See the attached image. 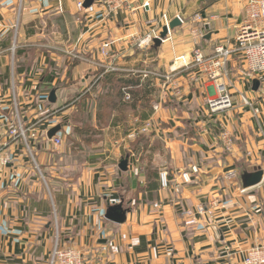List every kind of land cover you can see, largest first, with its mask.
Listing matches in <instances>:
<instances>
[{
  "label": "crops",
  "instance_id": "obj_1",
  "mask_svg": "<svg viewBox=\"0 0 264 264\" xmlns=\"http://www.w3.org/2000/svg\"><path fill=\"white\" fill-rule=\"evenodd\" d=\"M78 2L85 0H0V127L14 121L12 56L20 124L30 136L9 144L0 171V264H47L56 235L91 264H242L245 252L264 247V180L241 191L226 175L239 165L264 171V116H250L238 95L255 94L252 82L260 80L247 77L236 56L226 77L212 80L193 66L178 70L177 59L233 46L245 0H101L91 15L79 12ZM110 4L119 8L109 13ZM162 14L169 22L179 17L181 26L158 49H138L136 39L159 29ZM196 15L211 25L202 39L190 34L200 27ZM106 43L114 61L100 56ZM110 65L117 68L112 75L105 72ZM52 73V83L44 82ZM219 84L233 108L210 116L207 102ZM52 90L56 102L46 106L54 112H32ZM66 102L70 107L59 115ZM75 105L86 117L70 116ZM148 121L155 131L135 134ZM60 123L56 146L46 132ZM223 127L235 136L231 153L218 138ZM162 172L167 189L160 186ZM118 204L127 210L123 224L104 218ZM198 206L210 214H198ZM190 219L195 224L186 225Z\"/></svg>",
  "mask_w": 264,
  "mask_h": 264
},
{
  "label": "built area",
  "instance_id": "obj_2",
  "mask_svg": "<svg viewBox=\"0 0 264 264\" xmlns=\"http://www.w3.org/2000/svg\"><path fill=\"white\" fill-rule=\"evenodd\" d=\"M22 0H20L21 2ZM101 0H97L87 8L84 7L83 2L77 3V10L85 15H91L96 13L97 4ZM143 7H148V3H145ZM119 5H111L108 10L112 13L117 10ZM179 18V17H178ZM180 20V18H179ZM194 22L199 23L200 27L192 28L190 34L195 38L202 39L211 29V25L208 21L202 20L199 15L194 16ZM181 22V20H180ZM169 19L168 16L162 14L160 19V28L156 31L152 30L145 34L142 38H138L135 41V45L138 49L146 50L149 49L153 40L158 37L161 28L163 26H168ZM233 46L216 45L211 54H203L200 49H195L192 54L191 61H186L183 57H179L177 61H180L178 65V70L187 71L191 66L197 68L198 72L202 75H207L208 78L215 79L221 76L227 75L226 65L227 63L236 56L239 60L240 66L245 70V74L249 78L262 77L264 76V0H245L243 7V18L238 24L235 36L233 38ZM110 43L102 45L100 54L106 56V59L114 61L116 59L114 54L109 51ZM14 49H12L13 53ZM74 57H78L75 55ZM117 71V68L110 65L105 70L106 73H111ZM151 75L149 72H143V77ZM157 76V75H156ZM102 77V76H101ZM260 83L261 79L259 78ZM218 91V96L207 102V110L210 116H220L224 113L232 110L233 108V97L228 94L224 84H219L216 86ZM125 99L129 100V94L125 93ZM240 100L242 104L248 109H251L254 115L262 113V107H254V102H250L245 98V96L240 95ZM223 130V128L221 129ZM155 131V124L152 121H148L140 129V134L151 133ZM23 130L19 116H15V120L9 123L5 128L0 127V171L8 165V159L6 157V149L12 142L16 140H22L26 143V134ZM221 147L223 152L231 153L235 146V136L232 132L228 130H223L220 135ZM56 146L61 145L60 139H53ZM29 150V148L27 147ZM192 171H196L193 167ZM230 178H236V173H230ZM181 179L184 183L190 182V174L182 173ZM160 186L167 189L169 186L168 174L162 172L159 174ZM155 210H160L161 206L159 204L153 205ZM198 214H203V212L210 214V211L204 206H198L196 208ZM182 215L189 218L191 212L184 210ZM195 221L190 219L186 222V225H193ZM47 264H91L89 261L85 260L80 252H77L66 245H61L58 239L54 242L50 257ZM242 264H264V247H253L249 249L243 255Z\"/></svg>",
  "mask_w": 264,
  "mask_h": 264
},
{
  "label": "water",
  "instance_id": "obj_3",
  "mask_svg": "<svg viewBox=\"0 0 264 264\" xmlns=\"http://www.w3.org/2000/svg\"><path fill=\"white\" fill-rule=\"evenodd\" d=\"M93 3V0H85L84 7L87 8ZM181 26V22L178 17L174 18L168 23V26H163L158 37L153 40L152 48L158 49L162 42L167 38L168 34ZM208 38V36H207ZM260 86L258 80L252 82V91L256 92ZM48 102L54 104L56 102L55 90H52L48 97ZM62 124H57L46 132V138L52 141L57 133L62 129ZM118 169L122 172L128 169V158H124L120 161ZM236 180L238 182L241 191H246L248 189L254 188L260 185L264 180V171L261 168H247L244 166H237L236 168ZM127 210L123 209L121 204L109 206L106 209L104 218L115 224H123L126 221Z\"/></svg>",
  "mask_w": 264,
  "mask_h": 264
},
{
  "label": "rangeland",
  "instance_id": "obj_4",
  "mask_svg": "<svg viewBox=\"0 0 264 264\" xmlns=\"http://www.w3.org/2000/svg\"><path fill=\"white\" fill-rule=\"evenodd\" d=\"M76 6H77V4H76ZM77 8V7H76ZM17 10H18V8H17ZM16 17H17V15H16ZM13 31L15 32L16 31V24L13 26ZM80 41V40H79ZM77 44H79V42H77ZM73 54V53H72ZM100 56L103 58V59H105L106 60V56H104L103 54H100ZM9 58V57H8ZM9 65H10V68H9V72H8V84H9V86H10V88L8 89L9 90V92L11 93V95H10V103L12 104V106H11V108H12V116H14V120H15V116H21L22 115V110H21V108H20V106H19V99H18V89H17V82H16V75H17V71H15V68L13 69V66H14V62L15 63H17V59L15 58V57H10L9 59ZM37 75H39L40 77H42L41 75H43V73H39V74H37ZM38 76V77H39ZM261 79V84H260V86H259V88H258V90L255 92V94H253V93H250V95L248 96H245V98L247 99V100H249L250 102H254V104L255 105H253L254 107H258V106H260V107H262L263 109H262V111H264V76H262V77H258L257 79ZM80 81V77H79V79L77 80V82H79ZM56 85H58V84H56ZM12 91H13V93H12ZM81 90L79 89L78 91H76V95H81ZM239 96H240V94H238ZM78 96V97H79ZM78 97H76V98H78ZM124 97H125V95H124ZM125 99V98H124ZM74 100V99H73ZM126 100V99H125ZM72 101V100H71ZM126 101H128V100H126ZM240 102H241V100H240ZM43 104V107H44V110H42V108H41V110L42 111H40L39 109H38V107L40 106V104ZM72 103H73V101H72ZM46 104H50L48 101H47V99H46V101H40V102H35L32 106H30V107H32V112H33V110H35L36 111V113L37 114H39L40 116H48V115H50L51 113H53L54 111H51L50 109H47V106H46ZM77 104H80V101H77ZM241 104H242V102H241ZM262 104V105H261ZM242 106L244 107V109H247L246 111H248L249 113H250V116H255L254 114H253V112H252V110L251 109H248V107H246V106H244L243 104H242ZM70 107V104H69V102L67 103H65V104H63L62 106H60V107H58V114L60 115V113H63V112H66L67 110H68V108ZM37 108V109H36ZM79 108H80V106H78V105H75V108H74V110L72 111V113L70 114V116H81L80 118H84V117H86V115L85 114H81L83 111H79L78 112V110H79ZM86 110H88V109H86ZM263 114V112L261 113V115L260 116H264V114ZM57 115V114H56ZM107 117L108 116H106V120H108L107 119ZM125 117H127V116H125ZM79 118V117H78ZM105 124H106V122H104ZM102 127V126H101ZM89 129H91L90 127H88ZM98 128H100V126H98ZM103 128V127H102ZM101 128V129H102ZM25 130V129H24ZM223 130H224V127H223ZM223 130H218L217 131V133H219V136H218V138H219V140H220V135H221V133H222V131ZM226 130V129H225ZM30 139V136H29V133L26 131V142L28 141ZM28 144V143H27ZM74 144H77V142L75 141V143ZM224 151V150H223ZM230 173H232V172H229L227 175H226V177L229 179V180H233V178H230ZM236 179V178H235ZM155 205V204H154ZM56 239H58V241L60 242V244L61 245H64L63 243H62V241L61 240H59V238H58V236L56 235V237H55V239H54V241H53V244H54V242L56 241ZM53 246V245H52Z\"/></svg>",
  "mask_w": 264,
  "mask_h": 264
},
{
  "label": "trees",
  "instance_id": "obj_5",
  "mask_svg": "<svg viewBox=\"0 0 264 264\" xmlns=\"http://www.w3.org/2000/svg\"><path fill=\"white\" fill-rule=\"evenodd\" d=\"M112 74H113V73H110V75H112ZM107 76H108V75H107ZM108 77H110V78H108ZM108 77H106V79L108 78V81H112L111 76H108ZM54 78H55V73H52V74H50V75L45 76V77L43 78V81H44V82H47V81H48V82H51V83H52V81L54 80ZM106 79H105V80H106ZM128 82H129L128 80H121L120 83H121L122 85H127ZM127 92H128V91H127ZM127 92H123V94H124V93H127ZM129 93H130V91H129ZM121 94H122V92H121ZM127 94H128V93H127ZM73 132L76 133V134H80V133L82 132V129H79V128H77V127H76V128L74 127V128H73Z\"/></svg>",
  "mask_w": 264,
  "mask_h": 264
}]
</instances>
